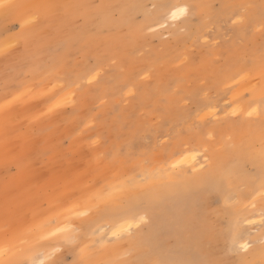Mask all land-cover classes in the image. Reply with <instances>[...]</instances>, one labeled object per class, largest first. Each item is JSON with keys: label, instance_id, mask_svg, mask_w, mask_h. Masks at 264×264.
I'll use <instances>...</instances> for the list:
<instances>
[{"label": "rangeland", "instance_id": "rangeland-1", "mask_svg": "<svg viewBox=\"0 0 264 264\" xmlns=\"http://www.w3.org/2000/svg\"><path fill=\"white\" fill-rule=\"evenodd\" d=\"M20 2L0 26V264H131L161 213L147 192L212 171L223 195L185 227L237 225L248 248L216 236L209 264H264V0H0V18ZM100 8L115 28L74 41ZM129 198L142 214L120 227ZM159 229L173 246L180 226Z\"/></svg>", "mask_w": 264, "mask_h": 264}, {"label": "bare ground", "instance_id": "bare-ground-1", "mask_svg": "<svg viewBox=\"0 0 264 264\" xmlns=\"http://www.w3.org/2000/svg\"><path fill=\"white\" fill-rule=\"evenodd\" d=\"M13 7H10L9 9H7V12L10 13V16L7 15V18L5 16H3V18H0L1 19L0 26L1 24H5L10 19V17L17 18V17L25 16L26 11L29 10L28 7L32 9L34 5H29V4L27 5L26 2H20L14 5ZM104 7L106 8L105 5ZM105 8H100V10L102 11L97 12L96 14H86L85 15V22L81 26V30L78 32L76 36L75 35L72 36L74 37V41L77 40L80 42H85V40L91 37L89 35V32L91 31L92 27L97 28L100 31L103 27L115 25V24H112V22H110V20L107 17L106 18H107L108 23L106 22L105 25L104 24L102 25V23L104 22L103 17L108 15L107 10ZM80 12L84 14L86 13V11L84 10L83 11L81 10ZM113 27H107V28H113ZM109 43L113 44V42H109ZM27 55L28 53L26 54V57ZM246 155L247 154L245 153L239 157H243L241 160H245L249 158ZM249 159H252V158H249ZM231 167H234V166L232 165ZM237 167L239 169H242V166L240 163L237 164ZM221 176H222L223 181L221 180ZM203 179H204L203 183L200 182L199 184L204 185L202 189L210 190V194L204 190L202 191L197 190L201 188L202 185L201 186L197 185L194 187V190L197 193H185L183 190L181 191L179 184H176L175 186L164 188V189L159 188L156 196H153L147 192L146 200L148 202V207L153 208L154 206H157L160 208L161 213H160V216L156 219L155 221L156 223L150 228H148V231L143 232L141 236L140 244L143 245V243H150L152 252L139 254L138 256H136L135 258L131 260V264H150L155 259L157 260L160 259L162 261L168 260L170 262H173V264H209L211 262L210 259H212L211 257L213 256V253L210 250L215 249V248L217 249L219 247L218 245H217L218 247H215L216 240H217L215 238L216 236H219L222 239H224L225 237H230L232 242L239 241L242 248L244 249L248 248L249 243L243 240H240L241 232L239 230L240 229L239 227L236 228L237 225L234 228H232L230 231L227 228L224 229L221 226H219L213 230H207V231L200 230L198 232H195L199 223L195 221H188L186 222L188 224V227H185L184 220L186 219L193 220V218L199 214L198 209H200V204L202 203V199L200 198V193L207 194L209 196L213 195V196L220 197L222 194L224 184H225L226 175L224 173H221L220 175L218 172L216 174L215 171H212L209 174H207ZM243 179L246 180V177H244ZM249 179L250 178L248 177V182L251 184L252 190H258V188H261L260 187L261 185L264 186V168H263L262 175L255 177L254 180H249ZM139 195L143 196V193ZM129 199H128V204L125 207H118V208L116 207L114 213L108 217L109 220L111 219L112 221L117 222L118 225L121 224L120 227L124 226L125 224H128L133 219H135L136 216L138 217L140 214H142L141 208H139L136 205V203L134 202V199L132 198H129ZM183 202L189 203L190 205L188 204L185 207V209L182 211L181 204ZM262 207H264V205H262ZM170 208H174L171 213H169ZM226 214L228 215V217L230 215V219L235 217L234 213L231 211H224L225 216ZM165 224H168L169 226H180L181 228V230H175V232H173V236H174L173 238L175 240V243L173 246H169L167 244V240H162V239H161V242L163 243L164 246L157 245V241L159 240L158 233L160 232L159 228ZM219 237H218V240H220ZM206 244H211L209 245L210 248L206 247ZM263 248L264 247L259 248L258 250H255V253L256 254L257 252L260 253L263 250ZM75 251H76L77 256L80 258L81 254L79 250L75 249ZM237 257L239 256L237 255ZM238 259H239L238 264H242L243 258L239 257ZM244 259H245V256H244Z\"/></svg>", "mask_w": 264, "mask_h": 264}]
</instances>
